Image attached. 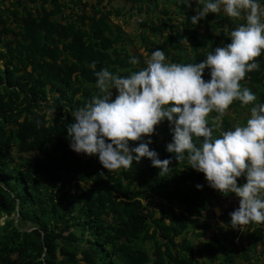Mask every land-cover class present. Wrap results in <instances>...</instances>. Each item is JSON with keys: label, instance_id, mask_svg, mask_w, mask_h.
I'll return each mask as SVG.
<instances>
[{"label": "trees", "instance_id": "16d2710c", "mask_svg": "<svg viewBox=\"0 0 264 264\" xmlns=\"http://www.w3.org/2000/svg\"><path fill=\"white\" fill-rule=\"evenodd\" d=\"M159 1L123 0L125 10L104 0H0V264H264V222L248 225L246 244L237 243L233 229L213 220L226 194L186 159L173 157L161 177L147 158L105 170L95 155L68 147L72 111L98 94L95 71L126 76L155 49L168 62H199L242 22L208 13L193 26L195 3ZM136 14L146 27L133 36L145 55L129 48L133 36L112 19ZM254 59L259 67L240 83L256 94L253 103H264V52ZM251 106L234 100L228 109L243 115ZM221 120L225 129L235 124L227 110ZM169 128L167 120L154 126L149 148L159 159L172 156Z\"/></svg>", "mask_w": 264, "mask_h": 264}, {"label": "clouds", "instance_id": "9594fccd", "mask_svg": "<svg viewBox=\"0 0 264 264\" xmlns=\"http://www.w3.org/2000/svg\"><path fill=\"white\" fill-rule=\"evenodd\" d=\"M195 2V14L188 17L193 26L208 13L242 20L229 31L228 42L195 63L168 62L164 51L155 49L143 67L126 76L108 68L95 71L98 94L72 111L74 120L66 127L68 147L95 155L105 170L127 169L147 158L161 177L169 175L173 157L186 159L188 167L203 173L209 187L238 197V207L220 225L244 232L245 226L264 222V103H253L256 94L240 83L246 72L259 67L254 58L264 52V0ZM177 3L188 7L191 0ZM130 62L138 61L131 57ZM113 88L117 94L110 99ZM234 100L252 106L244 122L225 129L221 118ZM209 113L215 115L209 118ZM164 120L171 133L165 151L172 156L159 159L149 144L154 126ZM129 141L139 142L130 148ZM241 176L244 182L238 184Z\"/></svg>", "mask_w": 264, "mask_h": 264}, {"label": "rangeland", "instance_id": "374dc122", "mask_svg": "<svg viewBox=\"0 0 264 264\" xmlns=\"http://www.w3.org/2000/svg\"><path fill=\"white\" fill-rule=\"evenodd\" d=\"M83 1L84 2L87 1L90 4L96 3V0H83ZM159 2L165 3L166 5L170 6L171 8L175 7V5L174 4L173 5L170 4V1H168V0H161ZM191 2H193V4H194L195 0H191ZM107 3H110V5L114 6V7L123 6V4H125L123 2V0H112L110 2L108 0H104V2L101 3V4L102 5H104V4L107 5ZM90 4H85L84 9H85V12L87 14L93 15V13H96V12L93 10V8H91ZM127 7H129V4H125L124 5V9L125 10L127 9ZM190 7L196 8L197 6L194 4L193 6H190ZM112 19H113V21L115 23L118 22L119 24H121L123 26V28L126 30V32H128L131 36L139 35L140 33H142L145 30V27H146V24H144V22H142L143 21L142 20L143 16H141L139 14L134 15L130 19L127 18L126 20H121L118 17H113ZM150 36H152V35L150 34ZM129 48L133 52H139V53L145 55V50L141 46V40L138 37H134L133 36L132 43L129 45ZM226 110L229 112V114L232 117V119L235 120V124L244 122L246 120L245 116L248 115V112L242 113L243 115H238V113H234L232 110H229V109H226ZM13 152L16 154V150L15 149H13ZM150 206L154 207L156 210L158 209V206L154 202H151ZM213 211H214V214H215V216L213 217V220L216 221L219 224L221 222H223L222 215H221V212L218 209V207H214ZM187 235H188V237H190L192 239V242L196 245V250H197L198 249V245H199V240L197 238H195L194 235L190 231H189V233ZM237 243H240L241 245H245L246 244V242H245V234H243L242 237H240V239L237 240Z\"/></svg>", "mask_w": 264, "mask_h": 264}, {"label": "built area", "instance_id": "2783aa9c", "mask_svg": "<svg viewBox=\"0 0 264 264\" xmlns=\"http://www.w3.org/2000/svg\"><path fill=\"white\" fill-rule=\"evenodd\" d=\"M225 195V194H223ZM218 209L221 212L222 217L226 216V219L228 220V213L232 211L234 208L238 207V197L235 196L233 193H228L226 196H223L220 200V203L218 204ZM248 229V226H245L244 232H240L238 230H234L237 233V238L242 237L243 234L246 233V230Z\"/></svg>", "mask_w": 264, "mask_h": 264}, {"label": "crops", "instance_id": "0c3cea01", "mask_svg": "<svg viewBox=\"0 0 264 264\" xmlns=\"http://www.w3.org/2000/svg\"><path fill=\"white\" fill-rule=\"evenodd\" d=\"M195 5H196V2H195ZM197 6V5H196ZM152 35V34H151ZM151 38H152V36H151ZM222 219H223V217H222Z\"/></svg>", "mask_w": 264, "mask_h": 264}]
</instances>
